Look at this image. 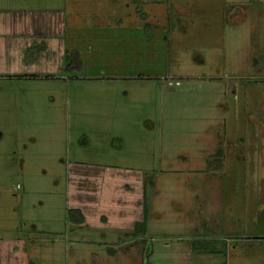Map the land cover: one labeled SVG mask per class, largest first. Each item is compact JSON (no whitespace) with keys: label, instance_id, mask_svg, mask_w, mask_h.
Returning a JSON list of instances; mask_svg holds the SVG:
<instances>
[{"label":"rangeland","instance_id":"1","mask_svg":"<svg viewBox=\"0 0 264 264\" xmlns=\"http://www.w3.org/2000/svg\"><path fill=\"white\" fill-rule=\"evenodd\" d=\"M261 139L264 0H0V264H264Z\"/></svg>","mask_w":264,"mask_h":264},{"label":"trees","instance_id":"2","mask_svg":"<svg viewBox=\"0 0 264 264\" xmlns=\"http://www.w3.org/2000/svg\"><path fill=\"white\" fill-rule=\"evenodd\" d=\"M67 219L70 222L74 223V224H81V223H83V217H82V215H81V213H80V211L78 209H70V210H68V212H67ZM204 243H206V242H203V245H201V246L194 245V248L193 249L194 250H197V251L198 250H201V251H205L206 252V248H208L209 249L208 252H211V253L212 252L213 253L216 252L217 253V251H212V247L210 245H208V244L204 245Z\"/></svg>","mask_w":264,"mask_h":264},{"label":"crops","instance_id":"3","mask_svg":"<svg viewBox=\"0 0 264 264\" xmlns=\"http://www.w3.org/2000/svg\"><path fill=\"white\" fill-rule=\"evenodd\" d=\"M50 0H45V2H49ZM62 4H63V2H62ZM62 4H58V5H56V6H53V5H51V3L49 4H43V3H36L35 5H33V13L35 12H42V10H46L47 9V7H55V8H59V7H61L62 6ZM59 27V26H58ZM42 49H44L45 51L48 49V44L45 42L44 44H43V48ZM43 50V51H44ZM67 53V52H66ZM65 53V54H66ZM68 54H66V56H67ZM65 56V57H66ZM35 57V56H34ZM259 138V137H258ZM260 139V138H259ZM261 142H264V139H261L260 140ZM217 249H220V248H217ZM197 251V250H196Z\"/></svg>","mask_w":264,"mask_h":264}]
</instances>
